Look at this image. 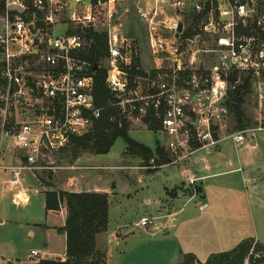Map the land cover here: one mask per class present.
Instances as JSON below:
<instances>
[{
  "label": "built area",
  "instance_id": "built-area-1",
  "mask_svg": "<svg viewBox=\"0 0 264 264\" xmlns=\"http://www.w3.org/2000/svg\"><path fill=\"white\" fill-rule=\"evenodd\" d=\"M3 1L6 13H14L0 34V158L8 149L18 152L14 165L0 164L10 175V188L20 186L24 172L41 185L37 172L74 170L53 167L52 156L70 138L89 134L101 117L93 97L92 65L80 59L86 43L80 35H67L68 29L106 34L104 84L111 95L107 105L128 123L146 128L158 123L160 146L171 166L182 167L193 195L197 180L186 165L200 152L226 141L235 149L248 146L256 134L264 133V0ZM30 7L35 14L26 21L21 15ZM201 15L198 36L174 47L177 23L182 22L183 29L189 24L181 18ZM131 17L144 26L155 63L158 55L168 63L156 66L154 79L140 76L129 82L126 69L138 59L133 39L124 33ZM58 24L65 26L56 36L60 28L53 27ZM162 29L170 39L158 35ZM204 43L186 54L188 44ZM233 72L238 79L231 86L226 78ZM241 78L250 80V93L257 99L255 127L228 132L225 104ZM235 172L242 173L241 167ZM13 201L28 202V192H18ZM150 224L141 218L133 228ZM30 258H39V253L31 251ZM240 264H264V245L251 240Z\"/></svg>",
  "mask_w": 264,
  "mask_h": 264
},
{
  "label": "rangeland",
  "instance_id": "rangeland-1",
  "mask_svg": "<svg viewBox=\"0 0 264 264\" xmlns=\"http://www.w3.org/2000/svg\"><path fill=\"white\" fill-rule=\"evenodd\" d=\"M129 19L124 33L138 41L134 49L137 51L140 69L145 76L151 77L154 73L152 76L154 79L156 66L166 67L168 63L164 55H158L157 64L155 63L146 43L147 33L144 26L134 17ZM181 19L186 23V16ZM6 21L5 11V15H0V28L3 30ZM62 28L56 30V36L62 34ZM158 35L166 39L171 37L170 33L163 29ZM205 43L199 46L188 44L186 54H190L199 47H205ZM181 44L182 40L179 38L174 47L179 48ZM185 58L186 56H183L184 60ZM100 63L103 68L106 67L103 59ZM243 108L251 121V128L255 127L257 99L254 94L250 93L245 97ZM225 126L228 132L235 127V121L230 114L225 121ZM127 131L131 140L152 151L156 143H161L158 132H151L141 124L129 122ZM258 137L264 139V133L258 134ZM8 142L5 140L4 144L9 145ZM68 145L52 156L51 161L53 167H74L75 169L46 171V175H51L50 181L52 180L53 184V188L47 191L55 194L64 191L70 193L99 191L100 194L108 197L107 264H176L182 261L184 255H187L188 248L195 252L197 261L203 264L220 248L227 252L233 250L235 247L231 246L226 235L232 229H251V224L247 222L249 206L245 193L250 196V211H252L254 227L257 233L260 232L258 237L260 244L264 245V199L262 193L252 192L254 187L264 188L263 172L254 174L255 171L249 172L243 167L242 175L233 174L207 182L209 185L220 186V190L225 194V196L215 194L216 198L211 199L212 217L207 211L199 213L198 199L180 198L173 202V205L176 210L183 209V213L168 218L165 216L166 203H170L169 200L177 189L185 194L189 192L193 194L192 190L186 189L188 186L185 181L180 185L174 178L173 174L176 171L174 166L170 164L154 166L152 161L148 164L142 163L139 158L125 153L126 145L122 139H117L106 155L95 156L83 153L76 160ZM220 147L222 154L227 155L229 159L232 158L233 161H237L236 157L240 161L249 157L241 148L234 150L229 141L221 143ZM213 151V149L209 150L210 153ZM7 153L0 158V164L14 165L16 162L13 159L18 156V152L8 149ZM203 153L205 151L200 152L199 155ZM255 154L264 159V146L260 147ZM193 165L194 163H190L186 167L192 171ZM37 174L39 178L42 173L37 172ZM158 175L167 176L170 180L169 184L177 187L172 188L170 185L165 187L160 181H153V178ZM44 179L48 181L47 177ZM242 179L246 182L245 184H242ZM9 180V173L0 170V223L3 222L0 224V264H30L39 259H30L31 251L46 253L45 256H41L46 259L60 258L65 249L63 236L50 229L43 232L39 226H62L64 222L61 216L58 213L45 211L43 189L29 173L22 174L19 186L29 195V201L24 204L14 203L13 197L16 191L13 192L9 189L10 186H5ZM153 187L160 193L154 192ZM34 191L36 193H33ZM218 196L222 200L217 198ZM184 202L185 204L182 205ZM163 213L165 217L161 218ZM231 215L233 220L230 226L225 225L227 222L223 221L225 222L223 223L220 220L222 217ZM141 218L150 220L151 224L144 229H134L133 224ZM173 221H176V224H172ZM10 222L16 224H10ZM28 231L33 232L32 237L28 236ZM249 233L252 235V231ZM113 238L117 241L116 244Z\"/></svg>",
  "mask_w": 264,
  "mask_h": 264
},
{
  "label": "trees",
  "instance_id": "trees-1",
  "mask_svg": "<svg viewBox=\"0 0 264 264\" xmlns=\"http://www.w3.org/2000/svg\"><path fill=\"white\" fill-rule=\"evenodd\" d=\"M35 14L31 7L22 14L21 17H27ZM37 14V13H36ZM0 15H5L4 1L0 0ZM9 21H12L14 13H6ZM39 17L40 15L37 14ZM204 18V15L193 17L192 20L186 19L188 27L180 36L183 45L186 40H193L198 36L196 26ZM40 25V24H38ZM41 26V25H40ZM67 35H80L83 37L86 48L81 53L80 59L87 61L92 65L90 73L94 78L93 97L97 108L102 109L100 119L94 124L93 130L83 137H72L69 141V147L75 159L80 154L88 153L95 156L106 155L117 139H122L126 145L125 153L127 155L139 158L142 163L148 164L152 161L154 166L169 164L170 159L161 148L159 142L155 144L152 151L128 137V122L119 115L114 107L107 104L111 99L109 91L104 84L106 70L101 66V59L107 54L106 34L96 33L92 30H73L68 29ZM133 39V45L137 40ZM97 66V70H93ZM129 75V82L132 83L135 77L145 76L140 69L138 59L133 58L129 68L126 69ZM154 73H152V76ZM151 76V78H153ZM238 79V73L233 72L226 78L229 85L233 86ZM242 84L236 87L228 94L226 107L229 114L235 121V131H241L251 127V121L244 111V99L250 95V80L241 78ZM148 130L157 132L159 125L153 121ZM73 163V161H71ZM48 178V181L44 179ZM41 186L50 190L53 188L51 175L42 173L38 178ZM195 191L196 188H195ZM45 211H58L61 206L65 210V221L60 233L65 235V254L64 261L61 260H40L35 264H106V252L99 245V237H102L108 229V197L99 193H69L58 192L50 193L46 191ZM251 240L241 242L236 248L229 252L214 254L208 257L203 264H240L246 256ZM179 264H200L193 255H185Z\"/></svg>",
  "mask_w": 264,
  "mask_h": 264
},
{
  "label": "crops",
  "instance_id": "crops-1",
  "mask_svg": "<svg viewBox=\"0 0 264 264\" xmlns=\"http://www.w3.org/2000/svg\"><path fill=\"white\" fill-rule=\"evenodd\" d=\"M3 17V16H2ZM41 25V24H40ZM38 25V26H40ZM62 26L64 27L65 25L64 24H58L56 26H54L53 28H62ZM4 28H6V25H4ZM1 32L3 31V28H0ZM257 135V136H256ZM254 136L253 139H251V141L249 142V145L248 146H241L239 148H241L244 153H246L247 155L246 156H249L248 158H245L243 159L242 161H240V159L238 157H236L237 161H233V159H229V157H227V155L225 154H222L221 150L222 148L219 146H217L216 148H214L213 150V153H210L209 151H206L205 153H203L202 155H197L194 160H193V170L192 171H189V175L191 177H193L195 180H197V182L195 183V186H196V190L200 189L201 191L200 192H197L196 191V194L193 195L189 192V194H185L183 193L180 189H177L175 193H173V195L171 196V199L169 200L170 203H166L167 207H166V215L163 213L161 214L162 216H160L161 218L162 217H168V218H172L178 214H182L183 213V209H178L176 210L174 207V203L173 202H176L178 201L180 198H189V200H192L193 198H196L199 200V213H205V211H207L208 215H211V208H212V201L211 199L212 198H216L215 194H219V195H222V196H225V194L223 193V191L220 190V186L216 185V184H208L207 182L211 181V180H215V179H218V178H222V177H226L228 175H233V174H238V175H242L243 174V167L246 168V170H248L249 172L250 171H255L254 174H259V173H262L264 174V159L263 158H260L258 157L255 153L260 149V147L264 146V139L258 137V134H256ZM237 148V149H239ZM234 148V150H237ZM8 153L5 154V156L7 155ZM4 157V156H3ZM2 158V157H1ZM15 161V158L13 159ZM12 160V161H13ZM176 168V171L174 172L173 176L174 178L178 181V183L181 185V184H184V177L182 176V168L179 166H174ZM238 167H241L242 169V173H237L235 172V170L238 168ZM188 168V167H187ZM6 172V171H5ZM10 176V175H9ZM160 181L163 185L168 186L170 185L172 188H176L177 186L175 185H171V183L169 184L170 180L167 176H156L155 178H153V181ZM8 182L5 184V186H8ZM246 182L242 179V184H245ZM39 184V183H38ZM40 185V184H39ZM253 185H255V182L253 181ZM40 187H42L40 185ZM19 188V189H17ZM11 191L15 192V195L20 192V191H26L24 188L22 187H13V188H9ZM187 190L191 191L192 189L187 187L186 188ZM153 191L156 192L157 194H159V190H156L154 187H153ZM64 192H67V191H64ZM252 192L255 194V193H262V197L264 199V188H262V186L259 188V189H256V187L253 188ZM43 193V192H42ZM70 193V192H69ZM93 193H101L99 191H93ZM14 195V197H15ZM44 195V194H43ZM180 195V196H179ZM13 197V199H14ZM249 197L246 193H245V198H246V202L249 206V208L247 209V212L249 213V216L247 218V222H249L251 224V229L248 230V228H242V230H231L227 235L226 237L228 238V241L229 243L231 244V246H234L235 248L243 241H246V240H253L254 238H256L258 240V242L260 243V239L258 238L260 236V232L257 233L256 231V228L254 227V222H253V219H252V211H250V206H251V201L249 200ZM219 199L222 200L221 197H217ZM185 202L182 204L184 205ZM231 205L233 203H230ZM181 205V206H182ZM43 207L45 209V196H44V200H43ZM185 207V206H184ZM213 210V208H212ZM49 213H58L59 216H61L62 218V222L65 221V210L63 208V206H61L59 208L58 211H48ZM165 215V216H163ZM193 215V214H192ZM212 217V215H211ZM214 218V217H213ZM216 219V218H214ZM223 223H225V225L227 226H230L231 225V222L233 220V217L232 215L231 216H227V217H222L220 219ZM3 222H1L0 224H2ZM14 222H10V224H13ZM243 223V221H242ZM16 224V223H14ZM172 224H176V221H173ZM216 224H219L218 222H216ZM64 224H62V226H59V227H54V226H49L47 227L46 225L44 226H39L43 232L45 231H49L52 230V231H55L58 235H61L63 236V239L65 241V235L63 233H60L59 232V229H61L63 227ZM243 225V224H242ZM108 231V229H107ZM252 231V235L249 233ZM28 236L32 237L33 236V232L32 231H28L27 232ZM114 240V238H113ZM99 241V245L101 247H103L105 249V252H106V264H107V245H108V239H107V232L100 238L98 239ZM117 241L114 240V244H116ZM263 245V244H262ZM233 247V248H234ZM232 250V249H231ZM227 251H224V249H219L218 251H216L215 253H212V254H220V253H225ZM39 253V252H38ZM64 254H65V249H64V252L61 254V257L60 258H55V259H46V258H42L41 256L42 255H46V253L44 254H41L39 253V259L36 260V261H33L32 263L30 264H35L37 263L38 261L40 260H61V261H64ZM186 254L187 255H193L195 258H196V254L194 251H192V249L188 248L187 251H186ZM185 256V255H184ZM29 258H30V254H29ZM32 259V258H30ZM180 263V262H179ZM179 263H176V264H179ZM10 264V263H8Z\"/></svg>",
  "mask_w": 264,
  "mask_h": 264
},
{
  "label": "water",
  "instance_id": "water-1",
  "mask_svg": "<svg viewBox=\"0 0 264 264\" xmlns=\"http://www.w3.org/2000/svg\"><path fill=\"white\" fill-rule=\"evenodd\" d=\"M85 1L86 0H83V2H85ZM182 33H183V24H182V22L179 21L177 23V28L175 30L174 38L176 40L179 39V37L182 35ZM198 40H199V38H196L195 42H197ZM93 70H97V66H94ZM200 191H201L200 189L197 190V192H200Z\"/></svg>",
  "mask_w": 264,
  "mask_h": 264
}]
</instances>
